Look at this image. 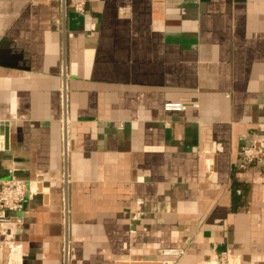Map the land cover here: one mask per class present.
Listing matches in <instances>:
<instances>
[{"label":"crops","instance_id":"0c3cea01","mask_svg":"<svg viewBox=\"0 0 264 264\" xmlns=\"http://www.w3.org/2000/svg\"><path fill=\"white\" fill-rule=\"evenodd\" d=\"M260 145L264 0H0V264H264Z\"/></svg>","mask_w":264,"mask_h":264},{"label":"built area","instance_id":"2783aa9c","mask_svg":"<svg viewBox=\"0 0 264 264\" xmlns=\"http://www.w3.org/2000/svg\"><path fill=\"white\" fill-rule=\"evenodd\" d=\"M83 4L77 6V10L83 11ZM61 104H62V132H63V141L65 144V157L68 152V79L66 74V69L63 70L62 74V85H61ZM187 106L180 103H166L164 105L165 112L168 113H182L187 110ZM243 158L251 162L261 163L264 157V146H252L246 148L242 152ZM29 198V189L26 182L19 180L15 177H12L6 181H0V227L8 225L12 222V219L25 211L26 205ZM66 200V198H65ZM68 249L66 254H68ZM163 255L165 257H171L174 259V262L170 264H175L179 261L184 255L185 250L183 249H171L164 250ZM176 261V262H175ZM218 264H231V255L229 252H222L218 256Z\"/></svg>","mask_w":264,"mask_h":264}]
</instances>
